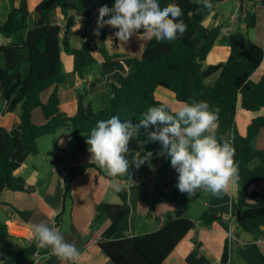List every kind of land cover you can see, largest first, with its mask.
Returning <instances> with one entry per match:
<instances>
[{"label": "trees", "instance_id": "obj_1", "mask_svg": "<svg viewBox=\"0 0 264 264\" xmlns=\"http://www.w3.org/2000/svg\"><path fill=\"white\" fill-rule=\"evenodd\" d=\"M214 1L211 0L212 5ZM237 1V19L244 23L246 30L253 28L256 8H259L263 0H254L251 4H247L246 0ZM9 2L6 19L3 21L0 17V35L10 39L9 43L0 44V101L5 113L19 108V121L15 131L0 125V193L4 189L31 191L32 186L23 177L15 175L14 171L29 155L39 152V138L54 135L64 129L77 141L75 152H78L85 144L84 136L91 132L97 121L107 119L116 112L138 121L147 108L165 103L155 97L156 90L160 88L171 91L181 103L205 100L210 106L219 108L217 127L212 131L218 138L230 142L234 148L239 175L238 214L235 219L237 229L262 232L264 192L253 189L251 185L264 181V149H256L252 145L259 131L264 129V114L245 120V133L241 134L237 125V109L256 113L264 108V70H259L264 53L261 45L247 38L245 29L236 28L230 35L229 53L224 61L204 64L223 26H206L205 19L213 12V7L203 8L198 0H177L184 13V36L175 41H161L156 37L148 40L140 55L127 58V74L119 75L116 82L108 83L110 97L102 109L93 111L91 103L86 100L87 92L78 91L75 113L68 116L60 107L58 92L59 86L66 79L61 69V51L73 54L79 50L72 47L63 26L53 21V14L59 12L66 18L70 12L83 13L82 38L91 41L92 11L105 4L111 7L114 0H39L34 6L35 16L30 27L27 24L30 16L28 0ZM162 2L168 3L171 0ZM145 30L141 26L136 34ZM98 51L107 61L125 56L121 52L110 55L104 46H100ZM88 66L83 57H73V72L78 77L83 78L88 74ZM212 75H216L214 82L207 84V78ZM99 81L97 79L96 84ZM37 110L44 118L41 124L32 121ZM136 139L147 151L153 155L157 153V142H146L145 129H139ZM161 156L169 158L163 154V150ZM89 167H94L108 178L113 177L95 161L64 165L60 214L64 212L65 199L70 195L73 179ZM139 184L144 185L143 182ZM113 192L120 197L121 203H98L92 224L108 220V225L100 233L98 245L114 264H161L195 226L196 221L210 225L219 219V216L205 210L196 220L179 216L164 220L154 231L130 236L120 227L130 212L127 190L122 187L113 189ZM146 200L154 202L147 196ZM181 203H184L183 198ZM149 207L153 209L152 204ZM5 235V224L0 221V237ZM50 250V247L42 248L45 253ZM37 251L36 243L29 244L6 259L5 264H23ZM227 260L226 242L221 261L225 264Z\"/></svg>", "mask_w": 264, "mask_h": 264}, {"label": "crops", "instance_id": "obj_2", "mask_svg": "<svg viewBox=\"0 0 264 264\" xmlns=\"http://www.w3.org/2000/svg\"><path fill=\"white\" fill-rule=\"evenodd\" d=\"M38 1L39 0H35L34 5ZM223 3H230L229 5L231 9L229 12L224 13L219 9ZM213 8V12L205 19L206 26L212 27L221 24L223 27L205 60V64H214L224 61L229 53L230 35L236 30V28L241 27L240 29L243 31L245 29L243 22H239L237 18L235 20L231 19V13L239 8L237 0H216L213 2ZM7 14L4 17L0 16L1 20L4 21ZM98 15L99 13L95 16L92 15L91 26L93 34L91 35V41L82 38L83 13L78 11L70 12L66 18H63L59 12H57L52 18L54 22L63 26L66 34L70 38V42L72 38L71 34L79 33L80 37L76 36L75 43L72 44L71 42L72 47L79 50V52H73L71 61L68 60L70 55L67 56L68 53L63 51L65 58L69 62H72V68L73 57L87 56L88 53L92 55L94 51L96 49L98 50L100 47L98 44L99 42L101 43L100 38H103V42H108L109 40L112 42V53L131 52L135 51L137 48L142 51L148 41V39L145 41V38H142L140 34L136 33H134L127 42L119 41V39L115 40L114 33L116 29L111 26H105L100 29L99 35H97L95 29L97 28ZM107 18L108 17H105V19ZM246 35L250 41L261 45L264 53V0L262 1V4L259 5V8H256L255 26L247 29ZM131 41L133 42L132 45ZM9 42V38H4L0 35V44H6ZM259 70H264V54L261 64L259 65ZM113 72H115V70ZM113 72L110 73L118 79V73L116 72V74H114ZM88 74H85L82 78L86 85L90 84L94 79L92 73L89 77ZM112 75H109V73H107V75L101 74L99 77L100 82L106 79L109 80ZM77 88L76 92L73 91V89H64L63 92L59 93L60 101L74 102V108L76 109V93L78 91L82 92L81 90H83L81 85ZM97 88L98 87L95 89ZM106 89H109V87ZM181 104L182 103H180L179 106ZM1 105L3 106V103H1ZM60 107L62 109L61 104ZM37 111H35L33 115L35 117L37 114L36 120H38V122L36 124H41L44 122V118L40 112ZM257 114H264V108L255 113V115ZM237 116L239 117L237 123L239 132L244 134V121L254 115L239 108L237 109ZM18 121L19 108L8 113H5V110L2 111L0 108L1 126H4L7 130L15 131L14 128ZM61 130L70 136L69 131L65 132L64 129ZM260 131L257 137L263 135ZM162 150L160 152L157 150V153L152 155V157L158 156L160 162H156L154 166L150 168L152 169L151 172H143L141 176L136 172L134 165L130 166L127 175L118 174V176L112 178H108L106 174L100 173L94 167L87 168L81 175H78L73 179L70 195L65 199L64 212L60 214L63 190L60 186V177L63 175L62 169L64 165L95 161L89 159L88 155L83 154V147L76 152V157L71 154L69 156H64V154H62L58 158L57 166L52 168L50 173H46L44 177L40 179H25L27 184L32 186L30 192L4 189L0 193V205L7 213V220L3 222L6 228V235L4 238H8L9 240L12 238L13 241L16 242L14 252L23 248L19 247L24 241L29 242V244H35L36 242H32V239H30V231L33 225L38 223L50 225L53 220H55L54 217L58 214L55 220L57 221L56 229L63 233L68 243L74 244L81 252L76 264H114L98 245L100 233L106 228L109 222L105 219L93 225L92 219L95 212V206L98 203H121L120 197L113 192L114 188L112 186L114 181H119L127 190L128 204L130 207V212L120 223V227L121 230L127 232L130 236L158 229L164 220H167V214L173 215V212L176 210L181 212L180 216H186L193 220H196L199 216L196 214H200L205 210L219 216V219L215 220L210 225H205L200 221H196L195 226L176 244L161 264H223L221 261V255L223 246L226 242L228 245V260L225 264H264V229L261 228L262 232L257 230L245 233L243 235L247 238H243L240 234L241 231L237 229L236 226L235 219L238 214L237 197L239 193L238 183L236 182L235 184H232L226 192L220 194H212L210 191L204 189L198 190L196 193V200H199V202L196 203V207H198L197 211H195V213H189L190 211L187 209L188 207H185L186 205H190L189 200H187L186 203L183 200L184 203L182 204L181 199L179 201L177 197V192L171 188V183L169 181L165 180L164 182L163 190L165 195L163 197L159 198V193H156L157 188L154 187V172L156 170H158V172L162 171L163 163L161 162V159H164L161 156ZM24 163L25 162H23L20 167H22ZM145 163L141 166H146ZM149 163L150 160L147 161V164ZM20 167L14 171V174ZM132 167L135 168L134 172H130ZM56 171L59 172V177L56 185L52 187L51 178L54 177L53 175ZM140 182H143L144 185L141 186L139 184ZM251 187L259 192H264V182H254ZM149 189L156 192L150 193L148 192ZM145 196L151 197L154 202L147 201L144 198ZM150 204L153 205L152 210H150ZM136 230H138V232H136ZM231 230L234 231L235 238L229 240L228 231ZM236 233L239 234V236L236 235ZM249 235H252L251 239ZM259 238H261L260 241H258ZM2 252L4 251L2 250ZM37 252L39 254L38 257L33 255L23 264H50L47 262L49 255L44 256L46 253L42 251L41 247H38ZM12 255L13 252L12 249H10L8 254L5 255L6 257H2L0 261L1 264H5V260ZM52 264H72V262L57 259Z\"/></svg>", "mask_w": 264, "mask_h": 264}, {"label": "clouds", "instance_id": "obj_3", "mask_svg": "<svg viewBox=\"0 0 264 264\" xmlns=\"http://www.w3.org/2000/svg\"><path fill=\"white\" fill-rule=\"evenodd\" d=\"M198 3L206 9L213 7L211 0H198ZM183 15L177 0L168 3L114 0L111 7L105 4L99 8L95 33L99 35L100 29L111 26L117 29L115 37L127 42L143 26L146 30L140 33L142 38L175 41L186 32ZM218 119L219 108L210 106L205 100L183 102L176 108L161 103L147 108L138 121L119 112L97 121L86 143L91 158L111 176L128 174L130 166L139 168L153 155L147 151L143 155L137 152L129 156L133 152L131 140L143 128L147 132L146 142H159L163 154L170 158L172 168L178 173L176 187L181 193L194 196L204 189L220 194L235 184L239 175L231 143L218 138L212 131ZM112 186L114 189L123 187L119 181H114ZM261 228L264 229V225ZM30 239L38 247H50L53 255L72 264H76L81 255L74 244L66 241L63 233L45 223L33 225Z\"/></svg>", "mask_w": 264, "mask_h": 264}, {"label": "rangeland", "instance_id": "obj_4", "mask_svg": "<svg viewBox=\"0 0 264 264\" xmlns=\"http://www.w3.org/2000/svg\"><path fill=\"white\" fill-rule=\"evenodd\" d=\"M197 1V0H195ZM29 2V19L27 21L28 26H32L33 23V19L35 16L34 13V3L35 0H28ZM230 3H223L219 9L224 12L227 13L230 11L231 7L229 5ZM10 9V2L9 0H0V16H6L7 14V10ZM9 11V10H8ZM57 12H55L53 14V16L56 15ZM241 28V27H240ZM117 31V29L115 30ZM72 38H71V42L72 44L75 43L76 41V36H79V33L77 34H71ZM80 37V36H79ZM146 41V39H145ZM132 41H131V45H132ZM99 46H104L107 53L108 54H112V42L109 40L101 41V43H98ZM86 45V44H85ZM134 47V45H133ZM94 50V49H92ZM126 52V50H125ZM141 53V49L137 48L135 51H131V52H126L124 57H119V58H113L110 59L109 61H107L103 55L100 53V51H98L97 49L94 51V53L92 55H90V53L87 54V56H82L83 59L85 60L86 63L89 64L88 66V77L89 75H91V73L93 74V81L90 84L84 83V80H82V78L78 77L77 74L75 72H73V68H72V62L71 58H72V54H67L70 55V57L68 58V60L65 58V55L63 54V50L61 51V69L63 74L66 76L65 82L60 85L59 88V93L63 92L64 89H73V91L76 92V90L78 89V86H82L83 87V92H87L86 95V100L89 101L91 103L92 109L93 111H98L100 109H102L108 102V99L110 97V91L107 87V83L109 82H115L116 81V77L114 75H112L111 73H109V75H112L110 77L109 80H104V81H99L96 84V80L99 79L101 73H105L108 69L110 70L109 72H113L115 70V72H113L114 74H116V72L118 73V75H126L129 68H128V62H127V58L130 56H138ZM205 64V61H204ZM103 75H107V73L103 74ZM216 78V75H212L210 76V78H207L206 83L207 84H212L214 82ZM84 83V84H83ZM100 83V84H99ZM96 87H98L97 89H95ZM46 93L43 94L42 100H44V96ZM155 97L158 100H161L165 103L171 104L173 106V108H176L179 106V104L181 103L180 101H178L172 94L171 91L169 90H164V89H157L155 92ZM61 106L62 109L65 111V113L68 116H71L75 113V108H74V102H65L62 101L61 102ZM0 108L2 109V111H4V107L1 105L0 103ZM38 112V111H37ZM252 115H255V112H248ZM253 117V116H252ZM37 119V114L33 115L32 117V121L34 124H36L38 122ZM261 134L263 135H259L253 142L252 145L254 146V148L256 149H264V130L262 129ZM90 134V133H89ZM86 134L84 136V140L86 142L87 140V135ZM260 137V139H259ZM38 143H39V152L37 154L34 155H29L28 158L26 159L25 163L23 164L22 167H20L15 174L16 175H20L22 176L24 179L26 180H34V179H40L42 177H44V175L46 173H50L52 168L57 166V162H58V158L64 154V156H69L70 154L73 156H77L75 150L77 149V141H75V139H72L68 134L64 133L61 129L59 131H57L54 135H48V136H43L41 138L38 139ZM130 147L133 149L132 153H129L130 158L135 155V153L139 152L141 155L144 154V152H147V150L142 146V144L137 141L136 136H134L131 140L130 143ZM89 145L86 143L83 145V154L84 155H88V158L91 160H94V158H91V153L88 151ZM157 150L160 152L162 150V145L157 142ZM64 151V152H63ZM158 152V153H159ZM87 158V159H88ZM156 162H160V159H158L157 157H151L150 158V163L147 164V162L145 163V165L140 166L139 168H136V172H138L139 176H141V174L143 172H151L154 164ZM161 162L163 163L162 166V171L158 172V170H156L155 173V182H154V187L157 188V192L156 191H148L150 193H159V198L163 197L165 195V192L163 190V185L165 180L169 181L171 183V188L173 190H175L177 192V197L181 202H182V198L185 201V203L187 202V200H189L190 205H186L185 207H188L187 209H189V213L193 212L195 213V211H197L196 207V203L199 202V200H196V194L194 196H189L187 193H181L178 188L176 187V182H177V176L178 173L172 168L171 164H170V158H165V159H161ZM257 162V161H255ZM253 162V163H255ZM252 163V165H253ZM159 173V174H158ZM123 174V173H121ZM54 176V175H53ZM63 175H61L62 177ZM60 177V178H61ZM52 179V178H51ZM259 183H262L264 181H258ZM181 197V198H180ZM146 199V196L144 197ZM150 201H152L151 197H147ZM201 198V197H199ZM60 208V207H59ZM197 213V212H196ZM196 215H199L196 214ZM7 220V213L5 212V210L2 209V206L0 205V221L1 222H5ZM136 232H138V230H136ZM33 242V240H32ZM29 244V242L24 241V243L21 244V247L27 246ZM16 247V242L13 241L12 238H10V240L8 238H4V237H0V261L2 259V257H6L5 255L8 254V252L10 251V249H12L13 254L16 253L17 251H19L20 249L16 250L14 252V248ZM22 249V248H21ZM2 250L4 252H2ZM1 264V262H0Z\"/></svg>", "mask_w": 264, "mask_h": 264}, {"label": "built area", "instance_id": "obj_5", "mask_svg": "<svg viewBox=\"0 0 264 264\" xmlns=\"http://www.w3.org/2000/svg\"><path fill=\"white\" fill-rule=\"evenodd\" d=\"M253 1L254 0H246L247 4H251V3H253ZM100 7L101 6L95 7V9L92 11V15L93 16H95V15H97L99 13V8ZM238 13H239V9H236L233 13H231V19L235 20L237 18V16H238ZM134 170H135V168L132 167L130 169V172H134ZM60 186H61V188H63V176L61 177ZM151 190L152 189H149V191H151ZM51 226H54L55 228L57 227V224H56L55 220H53V222L51 223ZM228 238H229V240L235 238L234 231H232V230L228 231ZM260 240H261V238L258 239V241H260ZM50 254H52V250H50L48 253L44 254V256H47V255H50ZM34 256L38 257L39 256L38 252H35Z\"/></svg>", "mask_w": 264, "mask_h": 264}, {"label": "water", "instance_id": "obj_6", "mask_svg": "<svg viewBox=\"0 0 264 264\" xmlns=\"http://www.w3.org/2000/svg\"><path fill=\"white\" fill-rule=\"evenodd\" d=\"M58 177H59V172L56 171L55 174H54V177H53L52 180H51V186H52V187H54V186L56 185ZM173 213H174L173 215H169V214H167V218H166V219H167V220H171V219H173L174 217H179V216L181 215V212H180L179 210H176V211H174ZM245 233H248V232H246V231H241V232H240L241 237H243V238H247V237H245V236L243 235V234H245ZM236 235L239 236V234H237V233H236ZM249 237H250V239H251V238H252V235H249ZM57 259H59V258H58L56 255H53V253H52V254L49 255V257H48V259H47V262L50 263V264H52V263H53L54 261H56Z\"/></svg>", "mask_w": 264, "mask_h": 264}]
</instances>
